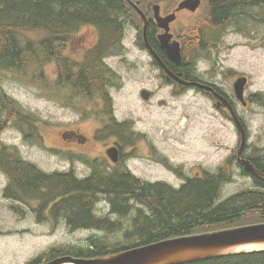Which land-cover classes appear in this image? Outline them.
Masks as SVG:
<instances>
[{"label": "rangeland", "instance_id": "1", "mask_svg": "<svg viewBox=\"0 0 264 264\" xmlns=\"http://www.w3.org/2000/svg\"><path fill=\"white\" fill-rule=\"evenodd\" d=\"M127 1L129 14L125 25V36L128 37L126 46L129 48L124 50L129 55L124 52L126 61L119 57L111 59L114 74H117L119 78L117 85L109 87L108 93L105 92L108 97L111 96L113 113L117 120L128 121L131 120V114L134 116L133 123H129L130 129L124 135L123 140L113 132L115 124L112 122L107 124V120L100 116L103 115L101 111L104 109V102L101 100L102 97H99L100 95L96 94L95 99L82 97L79 91L82 92L83 90L77 89L80 87V83L66 85L62 90L52 88V82L56 81L59 76L60 65L56 60H51L47 65H44L42 70L44 73V76H41L43 81L50 79L48 85L44 87L39 84L37 76L34 75V70L30 74L23 71L17 73V71L12 70L0 72V107L3 90L14 98V102H5L4 100L6 106L13 110L18 101L30 110L32 116L37 114L40 119L35 123L36 128L32 125L25 130L30 138H35L36 133V138L42 141L41 146L28 142L25 133L20 128L16 132L11 125L2 135L8 144H14L16 134L17 151L21 154V160L24 162L30 161L31 164L49 173L73 169L79 174H86L91 171L93 166L96 167V173L104 180L113 179L110 176L111 173L106 171L104 164L111 170L120 164L116 165L115 160L107 157V150L104 152L103 146L99 144L93 146L90 143L86 145L69 143L63 138V133L68 129L79 128L81 132L92 135L96 128L107 126L104 133L106 140H113L115 137L122 142L124 152L128 153V158L134 155L139 157L130 160V164L137 174L165 177L166 180L178 184V181L164 174L160 166L152 163V159L147 160L151 152L146 143L141 141L139 137L132 136L136 124H141V128L149 131V144L154 145L155 140L159 144H164L167 142L166 134L172 136L175 149L170 153L174 161L180 162L181 160L188 168L196 165L197 167L192 169L193 173L194 171L200 173L202 166L205 169L213 170L237 147L236 135L238 136V133L234 123L214 106L211 97L197 89L182 92L179 98H173L172 92L167 87L159 94L166 99L163 106L156 102L145 104L142 101L140 88L146 85L144 75H149L146 73V68L151 67L152 64L150 63L151 60L148 61L145 51L143 52L141 49V43L144 40L141 17L143 19L144 16L146 17V12L153 4H163L165 13L169 8L175 9L179 0ZM203 2L205 13L195 16L188 12V17L181 18L187 20L183 22L186 25L185 28H178L184 35V39L187 40V46L191 49V51L189 50V58L198 59L199 68L206 72V77L224 89L231 88L229 83L232 81L231 73L237 72L251 78L248 93L260 91L264 94V6L259 9L258 5H254V9L249 10L250 15L247 16L251 17L250 20H246V18L243 21L234 20L230 30H227L222 39L220 35L216 41L211 38L212 47L209 51L195 53L192 51H195L199 44L200 30L211 37L216 31V27L208 23L210 20L209 4L207 0H203ZM135 5L143 11L144 16ZM198 13L199 11L192 14ZM124 15L126 14L124 13ZM181 15L184 16L185 14L180 13ZM178 23L180 22H175L173 25L176 26ZM174 28L176 29V27ZM88 30H93L94 41L101 38L99 36L100 31L98 32L94 25H82L76 31L90 37L91 33ZM81 36L77 37L76 41ZM220 39L221 42H219ZM115 40L118 42L117 37L112 41ZM108 42L110 40L107 39L106 43ZM92 50L91 47L72 48L71 56H76L85 61L86 53ZM131 60L138 64V68L134 71L131 68ZM219 62L220 65H218ZM50 63H52V67L49 66ZM51 69L54 71L53 75ZM217 72L220 77H217ZM75 74V70H72L70 80ZM61 81L65 82L64 80ZM83 94L85 95V93ZM5 105L3 107L7 108ZM238 109L250 132L248 143L264 146V107L257 105V103H251L247 107L239 105ZM105 114L108 115L109 113ZM37 118H33L32 123ZM109 135L111 137L108 138ZM133 146L136 147L135 150H132ZM165 152L167 151L165 150ZM104 158V163L96 162L98 159ZM24 162L20 163L18 168L25 164ZM35 171L37 170L33 169V172ZM239 173L240 170L234 174L233 180L224 186L221 198L253 185L250 176ZM25 208L26 213L17 211V214L0 209V264H28L33 258L38 255L42 256L53 248L72 251L91 248L93 239L88 237L93 234L92 231L71 225L70 218H54L53 216L54 219L49 220L47 219L50 218L49 215L44 218L39 216L36 210H31L30 207L26 206ZM113 220L116 222L114 230H117V223L125 219L116 217ZM239 224L245 227L253 225L254 222L246 220ZM231 227L238 226L230 225L228 228ZM119 239H123V237L120 236ZM114 242L112 241L110 244ZM48 254L44 259L49 257Z\"/></svg>", "mask_w": 264, "mask_h": 264}, {"label": "trees", "instance_id": "2", "mask_svg": "<svg viewBox=\"0 0 264 264\" xmlns=\"http://www.w3.org/2000/svg\"><path fill=\"white\" fill-rule=\"evenodd\" d=\"M212 4L213 21L221 24L227 20L231 22L247 18L244 10L247 11L254 5L261 9L264 0H212ZM128 6L127 0H0V72L12 70L30 74L34 70L39 84L44 87L48 85L50 79L43 81L41 77L44 76L43 67L51 60H57L62 63L63 68L60 66L59 77L52 82V88L62 90L63 85L74 84L71 81H61L64 76L68 80L72 76L73 61L63 55V50H66L64 41L67 43L71 35L69 32L76 31L82 25H94L98 31L104 32L101 47L94 53V59L97 60L96 54L103 53L109 47L105 48L104 39L112 41L111 37L116 33L113 40L117 37L120 43L124 38ZM155 26L149 23L148 39L168 67H173L174 71L175 68H180V71L184 70L189 74L186 66L191 63L196 69V62L189 58V49L185 45L182 62L175 63L168 59L162 48L157 46ZM64 31L65 34L62 33ZM49 66L52 67V63ZM51 72L53 75V69ZM102 73L103 71H98L96 66L92 70L79 71L83 83L77 88L83 90L79 92L91 95L93 90H98L103 94L105 87L108 91L111 86L103 84V77L101 79L99 77ZM7 94L2 90L0 120L8 125L9 122L17 123V127L23 131L32 125L36 128L35 123L40 121L39 116L37 114L32 116L30 110L18 101L13 110L6 106L4 100L14 102V98ZM104 100V109L101 111L103 115L100 116L111 123L117 119L113 113L111 100L106 94ZM253 103L264 107V94H258ZM221 110L232 120L227 107L223 106ZM15 113L17 115L13 116ZM33 118H37L34 123ZM236 129L238 130L237 124ZM127 130V124H120L115 126L113 132L123 139ZM237 156L233 150L229 158L219 164L217 169L213 171L203 169V172L192 177L186 176V172L180 169L184 173L183 186L177 190L162 183L139 188L137 183L141 179L133 176L128 169L120 172L118 168L122 175L116 179L93 180L94 182L90 178L78 180L72 173L57 172L46 176L38 170L35 172L18 170L15 173L17 182L31 185L33 189L42 185L37 191L43 193L42 199L60 198L54 205V211L58 216L70 218L74 225L92 229L95 233V236L90 237L93 239L90 249L72 251L53 248L46 254L33 258L28 264H41L48 253L49 257L45 258L46 260L67 254L96 258L147 245L166 237L194 233L199 229L211 231L228 228L230 225L239 226L241 221L246 220L254 223L264 222V180L252 175V186L221 198L224 186L233 180L238 170L239 174L248 175L241 170L242 165ZM18 157L21 158L20 155H17ZM241 157L252 161L264 173V146L261 147L257 143L249 144ZM96 172V167H93L91 173ZM17 190L21 191V188L17 187ZM109 206L111 210L117 211L113 212L117 217L125 219L117 223V230H114L115 225L110 228L107 222L98 216L107 212ZM128 211L130 212L127 213ZM130 215L132 217L129 220ZM120 236L123 239H119ZM112 241L115 242L110 244ZM183 264H264V250Z\"/></svg>", "mask_w": 264, "mask_h": 264}, {"label": "flooded vegetation", "instance_id": "3", "mask_svg": "<svg viewBox=\"0 0 264 264\" xmlns=\"http://www.w3.org/2000/svg\"><path fill=\"white\" fill-rule=\"evenodd\" d=\"M182 0L177 1V6L179 5V3ZM209 4V16H210V20L208 23L212 24L213 26L216 27V31L213 34V36H207L205 34V32L203 30H200L199 32V44L196 48V50L192 51L195 53H202L203 51H209L211 49V38L213 41H216L218 39V36H221V39L223 37V35L227 32V30H230L231 24L230 21H226L224 23L221 24H217L213 21V4H212V0H208L207 1ZM155 5H159L161 7V15L166 16L168 14H170L171 12L176 11V8H169V10L167 12L164 13L163 10V4H153L152 6L149 7V11L146 12V17H147V28H146V35H147V40L145 39L144 35H143V41L141 43L142 45V50L143 52L146 54L148 61H150V63L152 64V66H148L146 68V73H148L149 75H144V81L146 82L145 88H147L150 92H151V96L152 98H157V103L160 105H164L166 102V99L162 96H159V94H161L163 92L164 89H166L167 87L170 89V91L172 92V97L173 98H179V95L181 94L182 90H185L184 92H187L189 90H195V86H191V85H186L181 83L180 81L173 79L171 76L168 75V70L175 76L180 77L182 80L187 81V82H197V81H204L207 82V84L209 85L208 87H210L211 89H202V90H198L203 92L205 95L211 97L213 99L214 102H217V96H215L216 92L218 93L219 96L223 97L224 100L230 99L233 101V104H241L242 100H240L237 95L235 94V89H234V83L235 81L242 76H246L247 77V82L245 85V90H244V102L246 103H253L254 100H256V98H258V94H261L260 91H256V92H249V87H250V83H251V78L245 74H239L237 72L231 73L232 75V81H230L229 83L231 84V88L230 89H224L222 88L220 85L216 84L215 82L211 81L210 79H208L206 77V72L204 70H200V68L196 67V69H194L191 66V63H188L186 66V69L189 70V74L182 70L180 71V68H175V71L173 70V67H168V64H166V62L162 59L161 54L156 50V48L154 49V47L151 45L149 39H148V29H149V23H153L155 24V29H156V38H157V46H160L162 48V50L165 52V54L167 55L168 59L172 62L173 61L168 53L167 50L165 49V47L162 44V40H161V35H163V33L165 32L164 29L160 28L158 23L155 20V9L154 6ZM204 2L203 0H201V4L199 7V10H197L196 12L199 11L198 14H191V15H195V16H199L200 14L205 13L204 10ZM254 9V7L248 9L247 11L244 10L248 15H250L249 10ZM260 9V8H259ZM191 12L188 9H184L179 11L177 14V19L171 23V30L170 33L171 35L173 34V36L170 39V43H174L176 41H178L181 45V49L184 50V45L187 47V49H189V47L187 46V40L184 39V35L178 30V28H185V21L187 20H182L181 18L184 17H188L189 14H185V13ZM152 13V15H151ZM180 13H184V16H180ZM195 13V12H194ZM142 22H143V18L141 17ZM250 20L251 17H247L246 20ZM175 22H180L178 23L176 26H174L173 24ZM235 22V21H234ZM233 22V23H234ZM176 27V29L174 27ZM90 31L91 35L90 37L87 36L86 34L82 33L80 34V32L78 31H72L69 32L71 35L70 37H68V41L67 43L64 41V48L66 47V50L64 52L63 50V55L66 56V58H70L73 63L71 70H75L76 74L74 75L73 79H71L70 81L73 82L74 84H79L80 86L83 85L82 83V79L81 76L79 74V71H86V70H91L93 69V67L96 66V69H98V71H103L102 74H99L100 79L103 77L104 79V85L106 86H116L117 85V79L119 78V76L117 74H114V70L113 67L111 65V59L116 57L113 53L114 50L117 49H122V52H126V50L124 49H128L129 46H126V41L128 40L127 35L125 36L124 34V38L122 39V41L120 43H118L116 40L110 41L108 43H106L107 39H104V43L105 48L107 46H109L103 53L100 52L97 55V60L94 59V53L98 51V49L101 47V43L103 41V36H104V32H99V36L101 37L98 41H94L93 40V35L94 32L93 30H88ZM66 33V32H65ZM64 33V34H65ZM181 33V35H180ZM80 35L81 38L76 41V38L79 37ZM111 39L113 40V37H111ZM141 39V37H140ZM221 39L219 42H221ZM109 44V45H108ZM122 44V45H121ZM220 45V43H219ZM91 47V52H87L85 57L86 60L82 61L81 59H79L76 56H71V51L72 48H78V49H84V48H90ZM191 51V49H189ZM102 53V54H101ZM129 55V53H127ZM150 57V58H149ZM91 60L92 65L88 62L89 60ZM162 61V63H164L167 68L164 69L163 67H161L160 62L158 61ZM96 61V62H95ZM131 63V68L134 71L135 69L138 68V64L134 63L133 60L130 61ZM175 63H180V62H175ZM221 63L219 62L218 65H220ZM58 65H60L63 68L62 63H58ZM101 67H100V66ZM88 67V68H87ZM185 69V70H186ZM109 75H106V74ZM190 74L194 75L195 77L198 78H194L192 77ZM217 77H220V74L217 72ZM59 77V76H58ZM187 77L191 78L188 79ZM80 78V79H79ZM164 80H166L164 82ZM182 87L186 88L183 89ZM81 89V88H80ZM142 90V89H141ZM140 90V93H141ZM223 99H221V101H224ZM147 103V102H145ZM224 106V104H221V108ZM224 109V108H223ZM221 112L223 113V110H221ZM17 115V113H16ZM5 118V117H4ZM131 120L128 121H119V120H115L112 123L115 124V126L120 125V124H129V123H133L134 120V116H130ZM109 123V121H107V124ZM6 124V125H5ZM12 125L13 129H15V131L17 132V123L16 124H11V122H9V125L3 121L0 120V150L2 149V151H0V209H4L7 212H14L17 214L18 212L21 213H26V207H30L31 210H36L38 212L39 216H42L44 218H46L45 216L49 215L50 218H47L49 220L54 219L53 215H57L54 211V205L56 203H58L60 201V198H52L49 197L46 199H42L41 195L43 194L42 192H37V189H33L31 185H25L24 183H20L17 182V178L15 176V173L18 170H24L27 172H33V169H36L40 172H42L43 174H45L46 176L49 175V172L41 170L40 167H36L35 165L31 164V162H25V164L20 165L19 163L24 162L23 160H21V158H17V136L15 134L16 137V142L14 144H8L4 138H3V134L5 133V131L7 130V127ZM3 126V127H2ZM106 128L103 127H98L95 129V131L93 132L92 135H88L86 133L81 132V130L79 128L76 129H68L66 130L65 133V137L64 139H66L69 143L73 142L75 144H80V145H86L87 143H90V145H101L103 146V151L105 152L108 148L110 147H117L119 150V158L121 159H126V165L128 167V169L130 170V173L135 176H137V178H140L141 180H139V182L137 183L138 187H150L153 184H157V183H162L165 185H169L171 188L173 189H179L183 183V176L184 173L180 170V168L182 166H184V168L186 169V176L192 177L194 175H196L198 172L192 171V169H195L196 166H191L189 169L187 168L186 164L184 162H182L180 160V162H176L174 161V158L172 156V154L170 153L171 151H173L175 149L174 146V138L172 136H167L166 134V139L167 142L164 144H159L156 140L154 141V145L149 144V138H148V134L147 132H145L144 130H142L138 124H136L134 126V134L132 135L133 137H139L141 139V141L146 143V146L148 147V149L152 154H155L153 157L151 155H149V157L147 158V160L152 159V163H154L156 166H160L164 172V174H167L169 176V178L171 179H175L176 181H178L179 183L176 184L172 181H168L165 179V177L159 178V177H155L154 175H147V176H139L135 170L134 167L130 164V160L131 159H138L139 157L137 155H134L130 158H128V153L124 152V148H123V144L122 142H120L118 139H116L114 136L113 140H106V137H104V133L106 131ZM248 132V137H250V132L247 129ZM25 137L27 139L28 142L33 143L36 140V135L35 138H30L28 135V132L25 133ZM111 137V135L108 136V138ZM236 138L239 139L240 135L238 133V136L236 135ZM5 144H8L10 146L13 147V153L10 151L9 148L5 147ZM167 145V146H166ZM3 147H5L6 149H4ZM136 147L133 146L132 150H135ZM165 150L167 152H165ZM4 151V152H3ZM5 153V155H4ZM8 154V155H7ZM14 154V155H13ZM133 154H136V152H133ZM13 155V156H11ZM6 156V157H5ZM3 158V159H2ZM8 158V160H7ZM13 158V161H12ZM10 159V160H9ZM14 159H15V164H14ZM9 161V162H8ZM12 163H11V162ZM7 162V163H6ZM19 162V163H18ZM4 163V164H3ZM11 163V164H9ZM7 164V165H6ZM11 167L10 166H13ZM28 165V166H27ZM116 165H118L116 163ZM4 166V167H3ZM8 166V167H6ZM23 166V167H22ZM92 166V165H90ZM9 171L8 169H10L11 172H7ZM30 168V169H29ZM7 173H5V172ZM92 171V168H91ZM204 170H202L201 172H203ZM62 173H72L73 177L78 179V180H83V179H87L90 178L92 181H99L100 179H103L100 175H95L93 176V174L89 171L86 174H79L78 171L75 170H71V169H67V171L62 172ZM199 174V173H198ZM122 174L119 173L118 170H113V173L110 175L113 179H116L118 177H121ZM133 175V176H134ZM98 176V178H97ZM132 178V176H130ZM93 181V182H94ZM17 187L23 189V191H19L17 190ZM41 187V186H40ZM34 191V193H33ZM34 194V195H32ZM8 196V197H7ZM31 196V197H30ZM30 197V199H29ZM36 197V198H35ZM23 198V201H21ZM25 198V199H24ZM26 198H28L26 200ZM33 198V199H32ZM10 199V200H9ZM19 199V200H18ZM21 199V200H20ZM42 199V200H41ZM53 199V200H52ZM26 200V201H25ZM40 200V202H39ZM28 201V202H27ZM35 201V202H34ZM38 201V202H37ZM27 202V203H26ZM34 202V203H33ZM109 202V201H108ZM31 203V204H30ZM110 204V203H109ZM22 205V207H21ZM39 205V206H38ZM19 206V207H18ZM33 206V207H32ZM45 209V210H44ZM49 210V211H48ZM110 210V211H109ZM109 210L107 212H105L104 214H100L99 216L102 217L104 219V221L107 222V224L110 226V228L115 225L116 226V222H114L113 217H117L115 213L113 212H117L116 210H111L110 206H109ZM130 211H128L127 213H129ZM44 214V215H43ZM131 216V215H130ZM114 217V218H115ZM132 217V216H131Z\"/></svg>", "mask_w": 264, "mask_h": 264}, {"label": "water", "instance_id": "4", "mask_svg": "<svg viewBox=\"0 0 264 264\" xmlns=\"http://www.w3.org/2000/svg\"><path fill=\"white\" fill-rule=\"evenodd\" d=\"M201 4V0H182L176 11L163 16L161 15V7L155 5V20L159 27L164 29L165 32L161 35L162 44L167 50L169 57L175 62L182 61L181 45L178 41L170 43L172 37L171 23H173L175 15L184 9H190L191 14L196 12ZM138 11L144 16L143 11L135 5ZM189 14V13H185ZM144 37L147 40L146 28L147 19L144 16ZM168 73L171 77L180 81L183 84L195 86L196 82H187L180 77L173 75L169 70ZM247 78L241 77L235 82V91L238 98L244 101V87ZM206 89H211L207 87ZM150 94L143 91V97L148 99ZM223 99V97L219 96ZM224 100V99H223ZM226 102V100H224ZM228 104V103H227ZM230 106L233 118L235 119L238 129L242 135L241 145L238 150L239 156L244 151L247 139L246 128ZM246 105V102H244ZM116 149H110L108 154L112 159L116 158ZM240 162L244 166L246 172L253 176L264 180V173L259 170L255 164L245 158H241ZM262 251L264 250V222L256 223L251 226H238L231 228L218 229L208 232L194 233L190 235H183L175 238H169L154 242L152 244L134 247L121 252H115L108 256H103L96 259H83L74 258L72 256H62L50 260L43 264H183L194 262L209 258H215L222 255L247 252V251Z\"/></svg>", "mask_w": 264, "mask_h": 264}, {"label": "bare ground", "instance_id": "5", "mask_svg": "<svg viewBox=\"0 0 264 264\" xmlns=\"http://www.w3.org/2000/svg\"><path fill=\"white\" fill-rule=\"evenodd\" d=\"M190 10V9H189ZM177 16H178V14H176L175 15V18H174V20L173 21H175L176 19H177ZM117 34V33H116ZM109 35V34H108ZM107 35V36H108ZM172 36H173V34H172ZM113 37H114V35H113ZM27 43V42H26ZM28 53V52H27ZM113 53H114V55L116 56V57H119V58H121V59H123L124 61H126L127 60V58L125 59V57L126 56H124L123 54H124V52H122V51H117V50H114L113 51ZM121 55H123L122 57H121ZM52 61H54V60H52ZM57 61V60H56ZM91 61V60H90ZM96 62V61H95ZM57 63H59L58 61H57ZM90 63V62H89ZM160 64H161V67H163L164 69H166L167 68V66L164 64V63H162V61H160ZM101 67V66H100ZM88 68V67H87ZM59 69V68H58ZM95 69V68H94ZM67 70V69H66ZM90 70H91V68H90ZM22 71V70H21ZM94 71V70H93ZM68 72V71H67ZM64 74V73H63ZM65 74H66V72H65ZM106 75H109L108 73L106 74ZM81 77H82V75H81ZM109 77H110V75H109ZM61 80H64L65 82H68L69 80L64 76L63 78H61ZM197 83V85H195V89H197V90H204V89H206L209 85L207 84V82H204V81H197L196 82ZM93 88H95V87H93ZM105 90H104V93L102 94L100 91H98V90H93V93L91 94V95H89V94H87V93H85V95L86 96H90V97H96V94H98V95H100L99 97H102V102H104L105 100V92L106 93H108V91H107V89H106V87L104 88ZM103 91V90H102ZM81 93V92H80ZM109 98H110V100H111V97L109 96ZM226 103H228V104H233V101L232 100H230V99H227L226 100ZM17 110V109H16ZM14 115H16V113L15 114H13V116ZM106 116V115H105ZM6 121V120H5ZM6 125V124H5ZM127 127H128V130L130 129V124H127ZM127 130V131H128ZM127 131L124 133V135H126V133H127ZM35 135H37L36 133H35ZM124 135H123V137H124ZM116 136H118V135H116ZM118 137H120V136H118ZM122 137V138H123ZM121 139V138H120ZM26 140V139H25ZM121 140H123V139H121ZM248 141H249V137H247V139H246V144H245V147H244V150H246L247 148H248V145H249V143H248ZM31 144V143H30ZM5 147L6 148H9L6 144H5ZM5 147H3L4 149H6ZM262 147V146H261ZM10 149V148H9ZM7 150V149H6ZM14 150V149H13ZM1 151H2V149H1ZM11 151V150H10ZM4 152V151H3ZM4 155H5V153H4ZM8 155V154H7ZM14 155V154H13ZM13 155H11V156H13ZM17 155H20L21 156V154L17 151ZM6 157V156H5ZM3 159V158H2ZM18 159H19V157H18ZM7 160H8V158H7ZM10 160V159H9ZM12 161H13V158H12ZM9 162V161H8ZM11 162V161H10ZM7 163V162H6ZM12 163V162H11ZM11 163H9V164H11ZM16 162H15V159H14V164H15ZM19 163V162H18ZM4 164V163H3ZM20 164V163H19ZM7 165V164H6ZM13 165V164H12ZM28 166V165H27ZM4 167V166H3ZM6 167H8V166H6ZM6 167H5V169H6ZM11 167H14V165L13 166H10V168ZM23 167V166H22ZM12 169V168H11ZM30 169V168H29ZM9 171H7V169H6V171L7 172H11L10 171V169H8ZM13 170V169H12ZM5 172V171H4ZM7 172H5V173H7ZM106 173V172H105ZM96 174V173H95ZM95 174H93V176L95 175ZM96 175H98V174H96ZM96 175H95V177H96ZM97 178H98V176H97ZM42 186V185H41ZM40 188V187H39ZM38 188V189H39ZM33 193H34V191H33ZM36 193H37V191H36ZM69 193V192H68ZM70 193H71V191H70ZM73 194V193H72ZM32 195H34V194H32ZM62 195V194H61ZM42 196V195H41ZM8 197V196H7ZM31 197V196H30ZM30 197H29V199H30ZM36 198V197H35ZM25 199V198H24ZM28 198H26V200H27ZM33 199V198H32ZM10 200V199H9ZM19 200V199H18ZM21 200V199H20ZM25 200V201H26ZM42 200V199H41ZM53 200V199H52ZM21 201H23V198H22V200ZM28 202V201H27ZM26 202V203H27ZM35 202V201H34ZM33 202V203H34ZM38 202V201H37ZM39 202H40V200H39ZM31 204V203H30ZM39 206V205H38ZM19 207V206H18ZM21 207H22V205H21ZM33 207V206H32ZM45 210V209H44ZM98 210V209H97ZM49 211V210H48ZM100 211V210H99ZM110 211V210H109ZM116 214V213H115ZM44 215V214H43ZM49 217V216H48ZM115 217V216H114ZM113 217V218H114ZM116 218V217H115ZM36 220V219H35ZM40 223V222H39ZM12 227V226H11ZM24 230V229H23ZM58 250V249H57ZM48 251V250H47ZM46 251V252H47Z\"/></svg>", "mask_w": 264, "mask_h": 264}]
</instances>
